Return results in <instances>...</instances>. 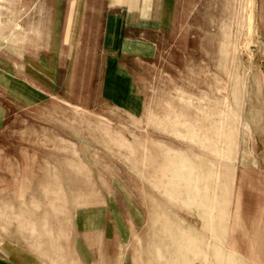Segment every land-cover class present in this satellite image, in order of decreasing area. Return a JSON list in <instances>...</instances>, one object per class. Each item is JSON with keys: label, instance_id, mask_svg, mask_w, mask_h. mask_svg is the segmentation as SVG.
I'll use <instances>...</instances> for the list:
<instances>
[{"label": "rangeland", "instance_id": "374dc122", "mask_svg": "<svg viewBox=\"0 0 264 264\" xmlns=\"http://www.w3.org/2000/svg\"><path fill=\"white\" fill-rule=\"evenodd\" d=\"M12 1L0 264H261L264 0Z\"/></svg>", "mask_w": 264, "mask_h": 264}, {"label": "crops", "instance_id": "0c3cea01", "mask_svg": "<svg viewBox=\"0 0 264 264\" xmlns=\"http://www.w3.org/2000/svg\"><path fill=\"white\" fill-rule=\"evenodd\" d=\"M160 2L161 0H111V4L115 5L113 8L121 11L123 14L126 13L129 17L131 16L137 25H139V35H136L137 38L134 39V53L135 58H139L140 62L144 58L141 53L137 54V51L142 50V46H144L142 31L157 29L154 28L155 22H149V20L154 19L157 15L156 10ZM262 250L261 264H264V248Z\"/></svg>", "mask_w": 264, "mask_h": 264}, {"label": "bare ground", "instance_id": "6f19581e", "mask_svg": "<svg viewBox=\"0 0 264 264\" xmlns=\"http://www.w3.org/2000/svg\"><path fill=\"white\" fill-rule=\"evenodd\" d=\"M13 6L14 4L12 0H0V38H4L5 40H9V42L13 44H16L17 50L19 46H23L26 41L29 40V30L24 24H22V14L19 13V11H15V8ZM108 128L110 129V127H107V129ZM123 145H125V147L132 153L135 152V149L131 145L125 143H123ZM239 209L240 205L239 203H237L236 213H239ZM230 249L233 253H237L234 248L231 247ZM220 253L224 254L222 251H220Z\"/></svg>", "mask_w": 264, "mask_h": 264}]
</instances>
